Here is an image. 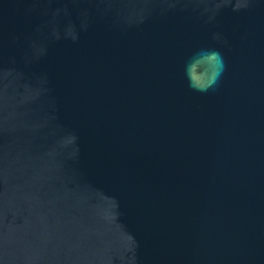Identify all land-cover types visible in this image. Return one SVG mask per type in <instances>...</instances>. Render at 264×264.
Listing matches in <instances>:
<instances>
[{
    "label": "water",
    "instance_id": "1",
    "mask_svg": "<svg viewBox=\"0 0 264 264\" xmlns=\"http://www.w3.org/2000/svg\"><path fill=\"white\" fill-rule=\"evenodd\" d=\"M0 264H264V0H0Z\"/></svg>",
    "mask_w": 264,
    "mask_h": 264
},
{
    "label": "clouds",
    "instance_id": "2",
    "mask_svg": "<svg viewBox=\"0 0 264 264\" xmlns=\"http://www.w3.org/2000/svg\"><path fill=\"white\" fill-rule=\"evenodd\" d=\"M217 38L219 34H216ZM201 71L197 74L196 69ZM225 69V62L220 50L215 48H201L191 57L186 71L190 86L197 91L207 92L219 81Z\"/></svg>",
    "mask_w": 264,
    "mask_h": 264
}]
</instances>
